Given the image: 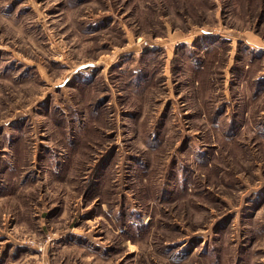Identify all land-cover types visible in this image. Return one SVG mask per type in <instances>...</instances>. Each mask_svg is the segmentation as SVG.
<instances>
[{
	"label": "rangeland",
	"instance_id": "374dc122",
	"mask_svg": "<svg viewBox=\"0 0 264 264\" xmlns=\"http://www.w3.org/2000/svg\"><path fill=\"white\" fill-rule=\"evenodd\" d=\"M0 264H264V0H0Z\"/></svg>",
	"mask_w": 264,
	"mask_h": 264
}]
</instances>
